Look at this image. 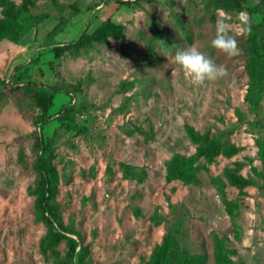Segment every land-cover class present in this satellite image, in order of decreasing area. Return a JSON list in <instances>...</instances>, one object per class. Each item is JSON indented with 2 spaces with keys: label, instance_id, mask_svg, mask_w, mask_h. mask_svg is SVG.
Returning <instances> with one entry per match:
<instances>
[{
  "label": "rangeland",
  "instance_id": "obj_1",
  "mask_svg": "<svg viewBox=\"0 0 264 264\" xmlns=\"http://www.w3.org/2000/svg\"><path fill=\"white\" fill-rule=\"evenodd\" d=\"M122 1L35 0L28 31L0 46V264H66L70 238L78 242L70 264H152L163 246L161 264H217L221 252L231 264H264L262 0H246L244 13L207 0ZM218 15L237 40L234 56L211 46ZM62 17L65 31L54 37ZM107 18L126 25L128 49L110 38L55 57L53 42ZM154 21L170 41L150 53ZM192 45L225 75L203 84L185 77L173 57ZM36 89L55 93L48 113ZM192 130L239 153L202 156ZM40 138L52 142L38 150ZM41 155L57 169L53 224L39 206ZM174 159L200 183L169 178ZM120 162L144 167L146 179L127 178ZM235 162L255 186L227 181Z\"/></svg>",
  "mask_w": 264,
  "mask_h": 264
},
{
  "label": "trees",
  "instance_id": "obj_2",
  "mask_svg": "<svg viewBox=\"0 0 264 264\" xmlns=\"http://www.w3.org/2000/svg\"><path fill=\"white\" fill-rule=\"evenodd\" d=\"M35 0H22L20 6H16L10 0H0V4L4 6V17L0 20V46L6 42L17 43L21 40L24 34L28 31V25L25 22V14L30 12L31 7L34 5ZM208 2L215 3L217 7L225 10L238 11L244 13V4L246 0H207ZM133 0L122 1V4L131 5ZM264 7V0H262ZM264 13V8H263ZM65 18L62 17L59 23L50 32L54 37L62 34L65 31ZM156 28L155 35L150 39L149 52L154 53L157 47V41L163 42L165 45L169 44V35L166 29L154 21ZM185 27V26H184ZM126 25L113 21L111 18L105 19L100 25L92 32L83 31L78 37L68 43L53 42V53L56 58H60L65 54L72 56H80L88 47H93L96 44H100L108 41L110 38L121 40L123 47H127L126 43ZM264 46V32L262 34ZM18 68V66L16 67ZM1 80V77H0ZM29 84V83H28ZM20 87L11 88V92L18 90ZM33 99L42 108L44 113H48L51 110L53 101L55 99V93L48 90L36 89L33 92ZM191 132V138L199 144L200 155L207 158H213L218 155H224L232 158L239 153V147L229 140H213L209 135H201L195 131ZM52 142V138H40L37 143L38 150L44 148L45 144L49 145ZM176 159V158H175ZM173 160L169 164V178L184 180H195L200 183V180L183 165L177 163V160ZM40 168L39 176V189L40 198L39 206L43 211L47 220L53 224V221L59 220L57 209L51 204V199L56 196L57 193V169L49 163L47 157L41 155L38 161ZM121 169L124 171L127 178H139L141 180L146 179L148 172L144 167L135 166L126 162H120ZM242 163L235 162V164L226 171L227 181L235 187L240 189L247 186H255L256 180L252 177H246L242 174ZM59 237V236H58ZM69 251L67 253L66 264L72 263L77 257L78 242L74 238H70ZM169 258L168 248L166 246L156 249L152 264H161ZM217 264H231L229 259L224 253L218 255Z\"/></svg>",
  "mask_w": 264,
  "mask_h": 264
},
{
  "label": "clouds",
  "instance_id": "obj_3",
  "mask_svg": "<svg viewBox=\"0 0 264 264\" xmlns=\"http://www.w3.org/2000/svg\"><path fill=\"white\" fill-rule=\"evenodd\" d=\"M211 46L232 56L238 54L239 51L235 36L230 34L225 20L219 15L216 21V34L211 40ZM173 62L180 66L185 77L190 78L193 84L213 81L222 78L226 73L223 66L217 65L213 59L195 45L177 49Z\"/></svg>",
  "mask_w": 264,
  "mask_h": 264
}]
</instances>
